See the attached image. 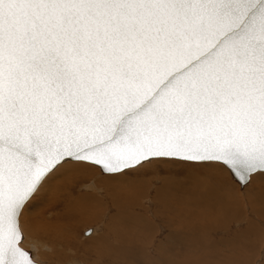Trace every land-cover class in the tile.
<instances>
[{
    "label": "snow or ice",
    "instance_id": "obj_1",
    "mask_svg": "<svg viewBox=\"0 0 264 264\" xmlns=\"http://www.w3.org/2000/svg\"><path fill=\"white\" fill-rule=\"evenodd\" d=\"M191 185L264 232V0H0V264L115 259L109 228Z\"/></svg>",
    "mask_w": 264,
    "mask_h": 264
},
{
    "label": "rangeland",
    "instance_id": "obj_2",
    "mask_svg": "<svg viewBox=\"0 0 264 264\" xmlns=\"http://www.w3.org/2000/svg\"><path fill=\"white\" fill-rule=\"evenodd\" d=\"M78 195L88 197L85 204L92 207L112 198L110 192H94L88 188L86 178H81ZM173 202L171 211L156 218L141 212L129 213L126 227L116 225L108 229L111 244L120 253L119 257L96 256L94 264H194L192 251L201 250L215 257L211 264H260L264 248V232L259 228L251 231L242 223V217L223 222L232 203V194L227 189L205 185L176 186L167 192ZM136 209L143 210L139 200ZM51 203L35 209L39 219H48L54 214ZM100 216L86 212L79 229L87 225L97 227ZM259 234V235H258ZM88 238L80 235V241ZM233 242L226 250L221 245ZM253 245L251 246V243Z\"/></svg>",
    "mask_w": 264,
    "mask_h": 264
},
{
    "label": "bare ground",
    "instance_id": "obj_3",
    "mask_svg": "<svg viewBox=\"0 0 264 264\" xmlns=\"http://www.w3.org/2000/svg\"><path fill=\"white\" fill-rule=\"evenodd\" d=\"M84 198V201L86 200V199H88V197H83ZM259 235V234H258ZM253 245V242L251 243V246Z\"/></svg>",
    "mask_w": 264,
    "mask_h": 264
}]
</instances>
